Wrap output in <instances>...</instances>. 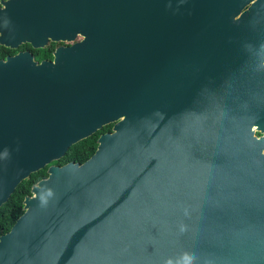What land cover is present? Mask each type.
<instances>
[{
  "label": "water",
  "instance_id": "95a60500",
  "mask_svg": "<svg viewBox=\"0 0 264 264\" xmlns=\"http://www.w3.org/2000/svg\"><path fill=\"white\" fill-rule=\"evenodd\" d=\"M48 43L0 60V205L111 132L47 167L0 264H264V0H0L1 46Z\"/></svg>",
  "mask_w": 264,
  "mask_h": 264
},
{
  "label": "trees",
  "instance_id": "16d2710c",
  "mask_svg": "<svg viewBox=\"0 0 264 264\" xmlns=\"http://www.w3.org/2000/svg\"><path fill=\"white\" fill-rule=\"evenodd\" d=\"M62 45V43H48L43 48L38 49H33L28 44H21L15 49H9L0 45V60H4L7 56H13L18 52H28L36 63L43 60L50 61L54 49ZM111 127L112 124L102 126L89 137L71 145L61 158L56 161H51L47 166H44L36 172L30 173L26 179L18 183L7 200L0 205V236L7 233L15 220L23 213V200L31 196L32 187L40 180L46 178V169L48 166H62L69 162L82 164L96 150L98 136L111 132ZM255 135L259 136L258 133H255Z\"/></svg>",
  "mask_w": 264,
  "mask_h": 264
},
{
  "label": "rangeland",
  "instance_id": "374dc122",
  "mask_svg": "<svg viewBox=\"0 0 264 264\" xmlns=\"http://www.w3.org/2000/svg\"><path fill=\"white\" fill-rule=\"evenodd\" d=\"M77 41H79V38H78V40ZM64 45H67V43H63V45L62 46H64ZM254 128V127H253ZM253 128H252V130H253ZM255 129V128H254ZM254 131V134L255 133H257L255 130H253ZM259 134V136H262V134L261 133H258ZM256 136V135H255Z\"/></svg>",
  "mask_w": 264,
  "mask_h": 264
},
{
  "label": "flooded vegetation",
  "instance_id": "af4514ba",
  "mask_svg": "<svg viewBox=\"0 0 264 264\" xmlns=\"http://www.w3.org/2000/svg\"><path fill=\"white\" fill-rule=\"evenodd\" d=\"M78 38H79V40H80V37H76L75 40H74V42H77ZM67 45H70V43L67 44ZM64 46H66V45H64Z\"/></svg>",
  "mask_w": 264,
  "mask_h": 264
},
{
  "label": "bare ground",
  "instance_id": "6f19581e",
  "mask_svg": "<svg viewBox=\"0 0 264 264\" xmlns=\"http://www.w3.org/2000/svg\"><path fill=\"white\" fill-rule=\"evenodd\" d=\"M253 130H254V128H253Z\"/></svg>",
  "mask_w": 264,
  "mask_h": 264
}]
</instances>
